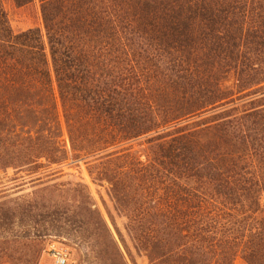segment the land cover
Segmentation results:
<instances>
[{
	"label": "trees",
	"instance_id": "16d2710c",
	"mask_svg": "<svg viewBox=\"0 0 264 264\" xmlns=\"http://www.w3.org/2000/svg\"><path fill=\"white\" fill-rule=\"evenodd\" d=\"M11 1L42 29L0 0V173L33 191L0 185V264H39L40 222L126 264L117 219L148 264H264V0ZM82 166L108 221L57 183Z\"/></svg>",
	"mask_w": 264,
	"mask_h": 264
},
{
	"label": "rangeland",
	"instance_id": "374dc122",
	"mask_svg": "<svg viewBox=\"0 0 264 264\" xmlns=\"http://www.w3.org/2000/svg\"><path fill=\"white\" fill-rule=\"evenodd\" d=\"M4 5L10 20L11 27L16 34L33 28L42 29L40 6L37 1L24 8L15 7L11 0H4ZM64 174H66V176H64L57 183L63 184L64 182L71 180L89 186L90 192L92 193L96 203L98 204L99 208L108 221L106 208L107 210L112 211L113 207L111 202L109 201V198L107 197L106 188L95 186L92 183L84 166H82L81 169L75 170L64 168ZM14 179L15 177L12 173H9L8 175L0 173V185L2 187L1 190L8 191L9 194L13 195V198L24 196L33 192L28 186L21 190L17 189V186L19 184H15V182L13 181ZM103 201L105 202V205ZM117 225L122 233L123 240H125V243L127 244V247L129 248L131 253V256H129L125 248L121 245L122 252L124 253L126 259V264H148L145 254L137 253L133 249L131 242L124 230V221L121 219H117ZM30 230L32 236L35 235V237H39V240L42 244V253L39 264H52V260L48 256L46 251L48 247L53 244H56L68 251L70 255L69 264H80L79 257H81V259L83 260H86L85 256H89L91 261L86 262L85 264H99V261L97 260L96 256H94V254H88V250H84L82 247H79L80 245H78L75 237L67 234L66 232H63V222L58 225L55 224L53 227H51L50 224H43L40 222L35 225V228ZM68 232L70 231L68 230ZM234 264L245 263L239 257L236 259Z\"/></svg>",
	"mask_w": 264,
	"mask_h": 264
},
{
	"label": "built area",
	"instance_id": "2783aa9c",
	"mask_svg": "<svg viewBox=\"0 0 264 264\" xmlns=\"http://www.w3.org/2000/svg\"><path fill=\"white\" fill-rule=\"evenodd\" d=\"M47 254L52 260V264H69L70 255L67 250L53 244L48 247Z\"/></svg>",
	"mask_w": 264,
	"mask_h": 264
}]
</instances>
